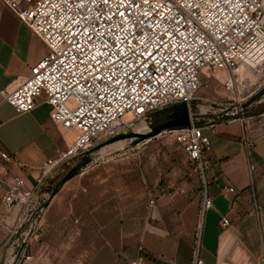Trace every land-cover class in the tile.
<instances>
[{
  "label": "built area",
  "instance_id": "1",
  "mask_svg": "<svg viewBox=\"0 0 264 264\" xmlns=\"http://www.w3.org/2000/svg\"><path fill=\"white\" fill-rule=\"evenodd\" d=\"M0 1L15 12L46 50L26 77L17 78L12 88L0 91L2 101L16 113H26L34 108L36 99L42 98L50 107L51 122L74 133L64 151L43 165V175L69 167L85 151L116 135L129 130L149 132L154 113L184 104L188 126L158 135L164 134L167 141L177 145L198 174L202 183L199 215L211 207L205 190L210 144L203 130L212 133L217 119L236 117L246 123L252 117L222 103H212L216 111L203 110L202 105L193 107L194 101L209 103L195 96L199 75L202 69L221 70L225 73L223 87L233 90L242 69L264 64V0ZM233 102L241 106L242 99ZM255 117L264 124V111ZM8 159L0 150V160ZM245 166L249 179L246 192L254 206L251 179L256 165L247 156ZM226 191L234 192L232 188ZM30 195L23 190L22 179L13 177L0 197V207L6 211L17 203L25 204ZM234 204L231 200L230 210ZM152 205L149 200L148 206ZM43 211L42 204L29 208L20 223L8 231L4 244L9 252L0 264L31 259L27 249L37 236ZM219 225H228L225 216ZM261 254L264 257V239ZM141 261L137 257L130 264ZM191 264L203 263L194 255Z\"/></svg>",
  "mask_w": 264,
  "mask_h": 264
},
{
  "label": "crops",
  "instance_id": "2",
  "mask_svg": "<svg viewBox=\"0 0 264 264\" xmlns=\"http://www.w3.org/2000/svg\"><path fill=\"white\" fill-rule=\"evenodd\" d=\"M45 53L42 42L0 1V91L26 77ZM262 110L257 107L254 115ZM49 111L38 98L31 111L16 113L0 96V150L9 156L0 160V197L13 177L22 179L23 190L31 192L25 204L6 211L0 207V261L9 252L4 244L8 231L29 208L42 204L38 239L27 249L31 259L20 264H130L137 257L142 258L140 264H191L194 255L203 264H264L263 120L241 123L225 117L215 120L212 133L203 130L210 144L205 190L211 207L199 215L202 183L178 147L183 159L179 164L169 159L167 173L146 162L147 155L141 158L134 170L141 197L120 196L108 186V175L98 162L101 151H96L50 198L63 168L43 175V165L64 151L74 133L55 126ZM247 156L256 165L251 179L254 206L246 192ZM227 188L234 192L227 193ZM231 200L235 204L230 210ZM223 216L227 226L219 225Z\"/></svg>",
  "mask_w": 264,
  "mask_h": 264
},
{
  "label": "rangeland",
  "instance_id": "3",
  "mask_svg": "<svg viewBox=\"0 0 264 264\" xmlns=\"http://www.w3.org/2000/svg\"><path fill=\"white\" fill-rule=\"evenodd\" d=\"M222 72L221 70L202 69L199 75L200 87L195 96L200 99H208L209 103L194 101L192 105L196 107L202 105L203 110L216 111L215 109L217 108L212 106V103H222L228 108H235L236 111L242 109V115L251 116V121L257 120L254 115L257 107L262 106V112L264 111V64L260 68L242 69L237 76L238 84L235 85L233 90H226L223 87L222 83L225 75L221 76ZM233 99H242L241 106L236 105ZM124 119H128V117L125 116ZM129 133L133 132L129 130L123 134ZM136 144L130 139H122L105 144L97 150L102 152L98 154V157H101L98 162L101 167L105 168L106 173L104 175H108V179L105 177L109 182L108 186H113V188L117 189L120 196L131 197L132 194H136V196L141 197L142 189L139 190L137 182H135L134 170L145 155H147L146 158L148 159L146 162L152 166L160 167L164 173H167L165 171L167 170L169 159L175 160L176 164H179V160L183 159L181 152L176 149L177 145L167 141L164 134L148 140L143 145L136 146ZM169 154L171 157H169ZM183 163L189 171L194 173L191 167L185 162ZM70 166L63 169L58 179L62 177ZM36 239H38L37 236L34 239L32 238L31 241L35 242Z\"/></svg>",
  "mask_w": 264,
  "mask_h": 264
},
{
  "label": "water",
  "instance_id": "4",
  "mask_svg": "<svg viewBox=\"0 0 264 264\" xmlns=\"http://www.w3.org/2000/svg\"><path fill=\"white\" fill-rule=\"evenodd\" d=\"M162 111H167V120L153 125L150 131L143 134L129 133L119 134L110 139H107L101 144H97L89 150L85 151L82 156L75 161V163L58 179L55 183L52 191L50 192V198L55 195L59 187H61L66 181L76 176L91 160V155L96 152L101 146L112 143L117 140L130 139L133 143H139L144 140H150L155 138L160 132L171 128H184L189 124V118L187 109L184 104H178L166 108ZM159 111V112H162Z\"/></svg>",
  "mask_w": 264,
  "mask_h": 264
},
{
  "label": "flooded vegetation",
  "instance_id": "5",
  "mask_svg": "<svg viewBox=\"0 0 264 264\" xmlns=\"http://www.w3.org/2000/svg\"><path fill=\"white\" fill-rule=\"evenodd\" d=\"M167 111L156 112L152 115L153 125L164 122L167 120Z\"/></svg>",
  "mask_w": 264,
  "mask_h": 264
},
{
  "label": "snow or ice",
  "instance_id": "6",
  "mask_svg": "<svg viewBox=\"0 0 264 264\" xmlns=\"http://www.w3.org/2000/svg\"><path fill=\"white\" fill-rule=\"evenodd\" d=\"M104 2H105V3H108V0H104ZM122 2H123V0H122ZM144 2H145V3H148V0H144ZM137 6H138V5H137ZM120 16L125 17V13H124V12H121V13H120ZM122 30H123V29H122Z\"/></svg>",
  "mask_w": 264,
  "mask_h": 264
}]
</instances>
